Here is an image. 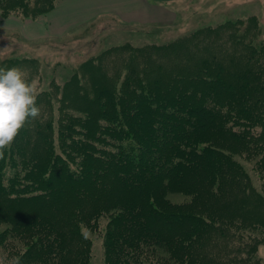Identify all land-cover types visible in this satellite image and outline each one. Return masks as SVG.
Masks as SVG:
<instances>
[{
	"label": "trees",
	"instance_id": "obj_1",
	"mask_svg": "<svg viewBox=\"0 0 264 264\" xmlns=\"http://www.w3.org/2000/svg\"><path fill=\"white\" fill-rule=\"evenodd\" d=\"M54 2L24 0V7L32 6L27 15L26 9L4 10L35 18L52 10ZM211 66L202 64L196 93L175 88L176 96H163L161 83L150 88L137 78L139 88L131 90L137 93L122 91V105L101 92L99 125L69 124L57 131L58 144L17 135L0 159V226H8L0 232V247L7 238L17 240L21 249L12 257L19 264H91L92 241L83 230H97L99 220L108 217L102 264H151L168 249L166 260L173 255L176 263L189 264L187 252L196 256L203 235L234 226L210 217L199 204L229 201L250 190L234 155L241 149L229 150L215 139L246 145L254 142L250 138L261 139L251 128L262 116L263 102L256 93L257 73L239 74L238 89L216 87L221 71L212 78ZM199 81L204 90L197 89ZM258 142L263 151L264 141ZM173 193L191 202H165Z\"/></svg>",
	"mask_w": 264,
	"mask_h": 264
},
{
	"label": "rangeland",
	"instance_id": "obj_2",
	"mask_svg": "<svg viewBox=\"0 0 264 264\" xmlns=\"http://www.w3.org/2000/svg\"><path fill=\"white\" fill-rule=\"evenodd\" d=\"M23 1L0 0V6L4 4L0 7V67H21L37 86L40 115L26 121L18 134L30 142L43 144L47 138L58 144L57 131L69 124L79 129L99 125L98 104L103 102L100 93L112 95L115 104L122 105V91L137 93L131 91L139 88L135 78L150 88L161 83L163 96H176L175 88L196 93V79L200 80L204 63L205 67L212 65V78L221 71L216 87L225 84L238 89L239 74H258L256 93L263 102L262 116L251 129L261 139L250 138L254 142L248 145L226 137L215 139L216 144L229 150L241 149L234 155L249 177L250 190L234 194L229 201L214 199L210 204H199L210 217L235 225L226 228L225 233L217 230L203 235L196 242V256L194 252L187 254L189 264H264V150L258 142L264 141V0H170L171 17L150 25L122 23L104 12L50 39L33 33L32 25L46 19L55 7L35 18H24L18 11L6 14L5 10L10 9H26L24 13L29 14L32 6L24 7ZM5 18H11L6 19L11 24L25 20L27 29L5 25ZM126 80L128 87L124 85ZM201 81L198 90L205 89ZM233 126L240 127L236 123ZM27 129L30 131L23 134ZM164 201L187 205L191 197L173 193ZM108 219L101 218L97 230H83L92 241L91 264L103 262L101 240ZM7 227L1 225L0 232ZM5 242L0 247V258L10 264L14 249L21 247L12 238ZM168 251L156 254L151 264H186L182 259L176 263L177 256L173 255V259L166 260L171 255Z\"/></svg>",
	"mask_w": 264,
	"mask_h": 264
},
{
	"label": "crops",
	"instance_id": "obj_3",
	"mask_svg": "<svg viewBox=\"0 0 264 264\" xmlns=\"http://www.w3.org/2000/svg\"><path fill=\"white\" fill-rule=\"evenodd\" d=\"M104 12L113 14L122 23L141 25L159 23L172 15L170 0H59L46 19L33 23L32 32L49 39L60 37ZM6 19L11 18H5V25L27 29L25 20L18 19L16 24H11Z\"/></svg>",
	"mask_w": 264,
	"mask_h": 264
},
{
	"label": "clouds",
	"instance_id": "obj_4",
	"mask_svg": "<svg viewBox=\"0 0 264 264\" xmlns=\"http://www.w3.org/2000/svg\"><path fill=\"white\" fill-rule=\"evenodd\" d=\"M38 94L36 84L27 79L21 67H0V159H4L5 150L10 148L26 121L40 115L36 104ZM0 264H4L3 258ZM12 264H19V258Z\"/></svg>",
	"mask_w": 264,
	"mask_h": 264
}]
</instances>
